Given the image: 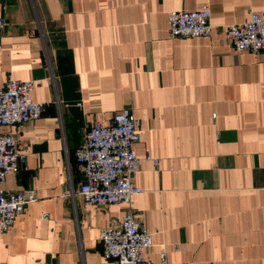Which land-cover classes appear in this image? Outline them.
<instances>
[{"label": "crops", "instance_id": "crops-1", "mask_svg": "<svg viewBox=\"0 0 264 264\" xmlns=\"http://www.w3.org/2000/svg\"><path fill=\"white\" fill-rule=\"evenodd\" d=\"M204 8L212 36L170 37L172 12ZM251 13L264 0H0V88L33 81L46 106L3 130L27 157L3 188L38 200L0 235V264H108L99 236L126 206L84 204L75 151L126 107L143 130L131 206L152 264L163 251L168 264H264V54L225 33Z\"/></svg>", "mask_w": 264, "mask_h": 264}, {"label": "built area", "instance_id": "built-area-1", "mask_svg": "<svg viewBox=\"0 0 264 264\" xmlns=\"http://www.w3.org/2000/svg\"><path fill=\"white\" fill-rule=\"evenodd\" d=\"M168 34L174 40L209 38L215 27L211 24V10L175 11L169 15ZM7 25L0 18V35ZM226 40L238 53L264 54V15L251 13L241 24L226 27ZM33 81H7L0 88V235L14 227L17 217L28 204L37 202L34 189L22 192L3 188L9 174H17L26 164L27 157L19 149L13 134H5L8 127L21 128L39 120L45 104L32 99ZM142 126L133 109L118 112L110 124L96 122L84 136V142L75 151L78 171L83 183L77 189L86 206L124 205L126 210L119 223L103 230L99 236L102 256L108 264H152L147 256L154 245L152 234L137 222L132 200L143 190L133 182L140 172L141 160L136 146L141 140ZM157 163V161H155ZM49 219V215H44ZM161 264H168L165 251Z\"/></svg>", "mask_w": 264, "mask_h": 264}]
</instances>
